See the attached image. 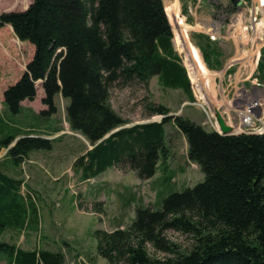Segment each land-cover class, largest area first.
<instances>
[{
    "label": "trees",
    "instance_id": "16d2710c",
    "mask_svg": "<svg viewBox=\"0 0 264 264\" xmlns=\"http://www.w3.org/2000/svg\"><path fill=\"white\" fill-rule=\"evenodd\" d=\"M6 23L34 45L25 71L4 91L7 111L17 114L23 99L34 98L37 80L50 111L57 93L68 98L67 121L93 145L76 161L85 178L122 164L141 179L151 177L168 156V121L185 135L188 158L205 175L164 198L160 210L137 208L128 227L96 230L97 251L109 264H264V134L206 130L189 117L166 115L163 105L152 110L165 115L161 121L123 127L111 107L112 84L147 85L153 75L193 98L162 0H32L24 10L0 12V27ZM194 36L210 66L208 37ZM18 134L2 135L0 142L8 145ZM50 147V139L26 133L10 151L19 160ZM21 182L0 170V234L5 227L38 224L35 202L21 193ZM168 231L190 235V246L182 249ZM0 254L8 264H65L62 252L48 247L22 249L0 240Z\"/></svg>",
    "mask_w": 264,
    "mask_h": 264
},
{
    "label": "rangeland",
    "instance_id": "374dc122",
    "mask_svg": "<svg viewBox=\"0 0 264 264\" xmlns=\"http://www.w3.org/2000/svg\"><path fill=\"white\" fill-rule=\"evenodd\" d=\"M31 1L0 0V12L24 10ZM162 1L172 43L186 69L193 98L181 88L165 86L158 75L151 76L147 85L136 80L114 83L110 87V104L124 120L120 126L161 121L165 115L152 110L163 105L169 110L166 115L189 117L206 130L223 134L214 117L217 109L232 126L233 134H264L260 130L264 125V70L257 71L264 50V0ZM0 28V38L7 49L0 48V139L20 133L8 145L0 142V170L22 181L21 193L34 200L38 218L37 225L5 227L0 240L22 249L48 247L60 251L65 264H109L97 251L96 230L128 227L137 208L160 210L164 198L196 185L205 175L188 158L185 135L173 121H168L164 125L168 156L159 159L151 177L141 179L122 164L85 178L76 161L93 145L67 121L68 98L57 93L53 98L55 109L50 111L42 100V81L37 80L34 98L23 99L17 114L7 111L4 91L25 71L34 45L18 38L11 24ZM195 34H203L210 41L212 55L206 56L210 66ZM189 45L198 49L207 74L200 72ZM251 101H257L256 121L253 126H244L242 109ZM26 133L50 139L51 147L30 150L16 160L10 149ZM167 235L182 249L190 246L188 234L168 231ZM150 251L153 252L151 248ZM0 264H8L1 254Z\"/></svg>",
    "mask_w": 264,
    "mask_h": 264
},
{
    "label": "built area",
    "instance_id": "2783aa9c",
    "mask_svg": "<svg viewBox=\"0 0 264 264\" xmlns=\"http://www.w3.org/2000/svg\"><path fill=\"white\" fill-rule=\"evenodd\" d=\"M257 101H251L249 104H247L243 109H242V123L244 126L250 125L253 126L255 123V111L254 110V106L257 105L256 103ZM261 131H264V125H262V127H260Z\"/></svg>",
    "mask_w": 264,
    "mask_h": 264
},
{
    "label": "bare ground",
    "instance_id": "6f19581e",
    "mask_svg": "<svg viewBox=\"0 0 264 264\" xmlns=\"http://www.w3.org/2000/svg\"><path fill=\"white\" fill-rule=\"evenodd\" d=\"M176 42H177V44H179V47H180V39L179 38H176ZM188 48L189 49L192 48V50L194 52V56H192V58H193L194 61H196V63H198V66L200 68V72H202L203 74H207L208 70H207V68L205 67V65H204V63L202 61V57H201L198 49L195 46H193V45H189ZM189 73H190L191 79H193V81H194L195 80V75L192 73V71L190 70V68H189Z\"/></svg>",
    "mask_w": 264,
    "mask_h": 264
},
{
    "label": "water",
    "instance_id": "95a60500",
    "mask_svg": "<svg viewBox=\"0 0 264 264\" xmlns=\"http://www.w3.org/2000/svg\"><path fill=\"white\" fill-rule=\"evenodd\" d=\"M214 117L216 120V124H217L219 130L221 131V133L233 134L232 126L226 123V121L222 117L221 113L217 109L214 110Z\"/></svg>",
    "mask_w": 264,
    "mask_h": 264
},
{
    "label": "crops",
    "instance_id": "0c3cea01",
    "mask_svg": "<svg viewBox=\"0 0 264 264\" xmlns=\"http://www.w3.org/2000/svg\"><path fill=\"white\" fill-rule=\"evenodd\" d=\"M205 20H208V21H209V19H205ZM0 29H1V28H0ZM32 46H33V45H32ZM0 48H2L3 50H7V49H6L5 42H4L3 40H1V38H0ZM33 53H34V46H33ZM33 53H32V56H33ZM32 56L30 57V59L32 58ZM30 59H29V60H30ZM29 60H28V61H29ZM28 61H27V62H28ZM27 62H26V63H27ZM11 176L16 177L15 175H11Z\"/></svg>",
    "mask_w": 264,
    "mask_h": 264
}]
</instances>
